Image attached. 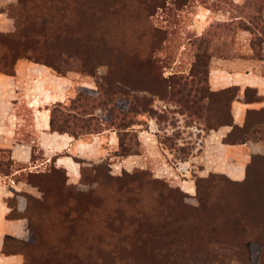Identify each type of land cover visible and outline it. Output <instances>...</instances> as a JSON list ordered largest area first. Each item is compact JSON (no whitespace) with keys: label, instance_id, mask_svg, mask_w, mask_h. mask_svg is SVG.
Masks as SVG:
<instances>
[{"label":"rangeland","instance_id":"obj_1","mask_svg":"<svg viewBox=\"0 0 264 264\" xmlns=\"http://www.w3.org/2000/svg\"><path fill=\"white\" fill-rule=\"evenodd\" d=\"M36 1L27 2L33 18L25 20L19 0H0V34L13 35L19 20L35 38L45 27L35 16L49 8L47 16L55 15L59 23L53 29L65 34L58 41L79 52L74 60L79 67L65 73L74 77L71 98L84 88L95 94L98 80L115 85L119 71L132 69L134 104L148 102V110L139 105L133 126L140 153L118 156L116 129L81 137L88 141L101 135V143L92 159L73 155L80 164L76 180L56 163L57 155L44 162V151L35 146L33 164L14 176L28 191V215L37 235L26 248L29 263L264 264V145L251 150L250 159H242L246 163L240 175L230 174L240 165L222 159L218 146L208 158L205 138L221 127L211 129L212 124L226 120L225 102L217 95L208 97L203 73L199 80L191 75L196 59L203 56L197 53L203 29L207 27L203 34L210 37L217 21L241 15L243 7L235 8L231 0H189L183 5L166 0L145 21L158 30L149 35L153 45L145 43V50L136 42L134 64L122 66L117 62L124 59L107 52L117 50L111 42L115 39L102 42V36L116 37L123 29L138 35L143 25L138 17L148 8L147 0ZM114 5L116 11H110ZM233 7L237 11L229 13ZM8 39L13 46L15 38ZM221 49L215 41L209 52L219 54ZM144 52L152 60L147 65L141 60ZM83 61L87 71L82 70ZM248 93L257 95L253 89ZM9 159L10 153L1 150L0 169L15 172L18 165H10ZM36 172L44 175L29 176Z\"/></svg>","mask_w":264,"mask_h":264},{"label":"crops","instance_id":"obj_2","mask_svg":"<svg viewBox=\"0 0 264 264\" xmlns=\"http://www.w3.org/2000/svg\"><path fill=\"white\" fill-rule=\"evenodd\" d=\"M234 1L240 4L244 0ZM206 10L211 12L209 8ZM208 12L200 13L208 17ZM228 17L220 20L228 21L231 19ZM208 24L210 25V21ZM232 39L233 52L211 55L209 85L215 91L238 87V93L232 102V118L234 124L244 126L250 114L264 110V61L253 56L252 34L249 30H237ZM72 76L70 73L56 74L51 67L24 58L16 62L15 74L0 72V149L8 151L11 159L18 165L15 172L9 175L0 173V264H25L23 252L10 248L8 242L10 239L20 242L31 240L30 222L25 215V193L28 191L26 187L23 188L24 182L16 180L14 176L33 164V147L44 151V162L57 155L56 163L64 167L73 180L80 176V164L73 155L92 159L100 149L101 135H94L92 140L87 141L51 130L52 105L66 102L74 96L75 82ZM248 88L255 89L260 98L248 100ZM30 116L31 119L28 120ZM231 130V125H223L214 130L205 138L207 144L204 148L208 149L206 156L211 159L214 156L211 149L218 146L222 159H232L233 163L240 165L236 171L231 168L230 174L240 175L243 164L246 163L242 159H250L251 150L255 151L256 147L260 148L264 144L254 141L226 143L224 138ZM131 157L138 158L136 155ZM196 158L197 156L192 155L190 157ZM12 199L15 200V205H12Z\"/></svg>","mask_w":264,"mask_h":264},{"label":"trees","instance_id":"obj_3","mask_svg":"<svg viewBox=\"0 0 264 264\" xmlns=\"http://www.w3.org/2000/svg\"><path fill=\"white\" fill-rule=\"evenodd\" d=\"M39 1L40 5L45 2V0ZM165 1L166 0H154L155 4L152 6V2L147 0V3L149 4L148 8H145V13L142 9V13L138 17V19H140V16L143 18L142 29L138 35H134L129 29H123L120 30V33H116V37H111L110 35L102 36V42L111 38L115 39L111 40V42H115L116 45H118L117 50H108L107 52L116 55L118 58L124 59L117 63L122 66L134 64L132 58L135 48L134 44H136V42L145 50V43L153 45L149 35L152 34L153 31L158 30L152 24L149 22L148 24L145 21H149V18L157 12L158 8L164 5ZM188 1L189 0H179L178 4L182 3L183 5ZM27 2H32L34 4L37 3L36 0H19L20 6L22 5L25 7V10L22 11V15L24 16L27 13V18H25V20L33 18L32 14L29 10H27ZM48 2L49 1L46 2V5ZM231 2L235 8L243 7V13L241 12V15H233L230 17V21H217V29L219 28V25H224V28L220 31L216 29L217 31L215 30L210 32V37L206 38L205 34L200 35L202 40L200 41L201 45L199 43V46H197V53L198 55H203V60L201 56L199 59H196L195 68L191 75L192 78L199 80L200 74L203 73L204 76H206L205 81L209 87L208 97L217 95L220 96L221 101L223 100V102H225L227 112L226 120L216 121V123L211 125V129H216L223 125H231L232 130L225 138L226 143H244L254 141L263 142L264 144V114H261L264 113V110L256 111L254 114H250V117L244 126L236 125L233 123L232 118V102L238 93V87L232 86L215 91L212 90L209 85L208 64L211 55L214 54V52H209V48H213L214 42L218 41L223 45V49H221L220 53L225 54L233 52L232 38L234 37L235 32L239 29L249 30L251 32V47L253 49V56L264 61V0H244L240 4L236 3L234 0H231ZM227 4L229 5V3ZM116 8L117 5H114L109 10L116 11ZM235 8H229V12L233 11V9L235 10ZM49 13L50 9L46 8V11H40L35 16V20L39 19L45 23V27L40 30L35 38L27 32L28 29L24 28V23H20L19 20H16L17 31L13 35L10 36L8 34L6 36L7 38H4L5 36L0 34V45L2 46L0 50V72L11 75L15 74L16 62L22 58L47 65L62 75H65L66 72L79 67V64L74 61L78 59L79 56L77 54L79 52L74 51V49L66 48L63 43L61 44L60 41H58L59 39H63L65 34L61 31L53 29L54 24L59 26V23L57 22L58 19L55 18V15L47 16ZM213 24L214 23L210 24L209 27ZM207 30L208 29H206V31ZM8 37L15 38L13 46L10 45V39H8ZM33 39H35V42ZM202 46H205V50H202ZM141 60L147 65L151 59L147 53L144 52L141 56ZM83 63L84 67L82 70L87 71L85 62L83 61ZM103 64L109 65L110 63L105 62ZM154 65L156 68L157 64H153V66ZM111 66L114 67L112 64ZM133 73L132 69L128 70L127 73L124 70H121L119 71V77H115L118 81L115 85L104 82L103 80H98L95 94L94 92L85 91L87 88H84L74 98H70L66 102H57L52 105L50 109L51 130L59 133H68L74 138L80 139L83 136L101 134L109 129H116L120 140L117 155L125 157L131 154L140 153V143L136 134L137 131L133 129V126L137 123L135 116L137 115L136 112H139V105H141L143 111H147L148 102H144L145 104L137 103L138 107L135 106L132 94L134 86L131 85V80H133L132 78L134 77ZM166 79L165 81H168ZM168 85L171 86L169 83ZM185 85H188L187 81L184 82V87ZM252 89L253 88H248L246 90V98L252 101L258 100L260 97L257 95L254 97L248 96V91ZM97 109L102 111L101 115L96 113ZM258 113H260V115ZM34 148L35 146L32 150V161L35 159L33 153ZM9 163L10 165L15 164L13 159H9ZM54 167L57 169L55 165ZM0 173L9 175L13 172H8V169H0ZM43 175L44 172L29 173V176L31 177H42ZM25 196L27 199L25 215L30 222L32 240V238H36L37 235H35V228H33L32 217L31 215H28L31 209L29 197L27 194H25ZM11 201L12 205H15V200L12 199ZM200 218L202 219L201 216ZM234 227L235 223L232 228ZM29 242L30 241L20 242L14 239H10L8 242V246L10 248H15L16 250L23 252L25 255V264H30L29 262H31V257L26 253V248L27 245H29ZM223 260L224 258H221L220 262H223Z\"/></svg>","mask_w":264,"mask_h":264}]
</instances>
